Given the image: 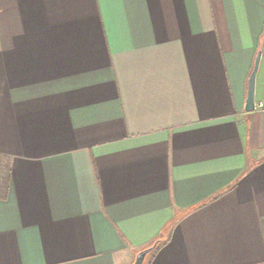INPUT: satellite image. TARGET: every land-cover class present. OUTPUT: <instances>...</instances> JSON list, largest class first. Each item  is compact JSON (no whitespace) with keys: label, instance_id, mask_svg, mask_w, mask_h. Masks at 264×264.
<instances>
[{"label":"crops","instance_id":"1","mask_svg":"<svg viewBox=\"0 0 264 264\" xmlns=\"http://www.w3.org/2000/svg\"><path fill=\"white\" fill-rule=\"evenodd\" d=\"M258 54L264 0H0V264H264Z\"/></svg>","mask_w":264,"mask_h":264},{"label":"water","instance_id":"2","mask_svg":"<svg viewBox=\"0 0 264 264\" xmlns=\"http://www.w3.org/2000/svg\"><path fill=\"white\" fill-rule=\"evenodd\" d=\"M259 62H260V54H258L255 65L253 68V71L249 77L248 81V91H247V97H246V104H245V110L248 112L256 110V77L258 73L259 68ZM157 245V242H155L153 245L142 249L139 251L134 259V261L131 264H143L144 260L149 252H151Z\"/></svg>","mask_w":264,"mask_h":264},{"label":"trees","instance_id":"3","mask_svg":"<svg viewBox=\"0 0 264 264\" xmlns=\"http://www.w3.org/2000/svg\"><path fill=\"white\" fill-rule=\"evenodd\" d=\"M2 170H4L3 172V176H2V179H1V182H0V188L1 189H4V190H7V187H8V181H9V167L6 166V168H2ZM162 240L161 239H158L156 242H157V245L156 247L159 245V243L161 242Z\"/></svg>","mask_w":264,"mask_h":264},{"label":"built area","instance_id":"4","mask_svg":"<svg viewBox=\"0 0 264 264\" xmlns=\"http://www.w3.org/2000/svg\"><path fill=\"white\" fill-rule=\"evenodd\" d=\"M263 103L262 102H258L257 104H256V108H262L263 107Z\"/></svg>","mask_w":264,"mask_h":264},{"label":"rangeland","instance_id":"5","mask_svg":"<svg viewBox=\"0 0 264 264\" xmlns=\"http://www.w3.org/2000/svg\"><path fill=\"white\" fill-rule=\"evenodd\" d=\"M3 176V175H2ZM2 176L0 175V179L2 178Z\"/></svg>","mask_w":264,"mask_h":264}]
</instances>
